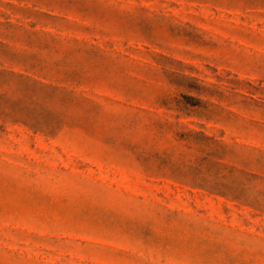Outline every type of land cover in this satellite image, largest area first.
Returning <instances> with one entry per match:
<instances>
[{
    "label": "rangeland",
    "instance_id": "rangeland-1",
    "mask_svg": "<svg viewBox=\"0 0 264 264\" xmlns=\"http://www.w3.org/2000/svg\"><path fill=\"white\" fill-rule=\"evenodd\" d=\"M0 264H264V0H0Z\"/></svg>",
    "mask_w": 264,
    "mask_h": 264
}]
</instances>
